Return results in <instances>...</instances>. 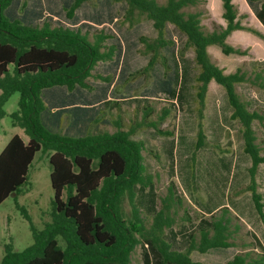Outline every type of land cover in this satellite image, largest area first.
<instances>
[{
  "label": "trees",
  "instance_id": "1",
  "mask_svg": "<svg viewBox=\"0 0 264 264\" xmlns=\"http://www.w3.org/2000/svg\"><path fill=\"white\" fill-rule=\"evenodd\" d=\"M14 0H0V119L6 115L5 104L20 93L19 108L11 114L12 124L19 126L29 137L28 142L16 134L0 153V204L11 194L18 196L29 180V168L37 152L49 153L51 183L54 189L53 219L44 230L32 226L34 242L23 251H15L12 244L5 247L1 264H132L131 256L142 242L146 264H205L192 258L194 251L206 253L212 249L237 247L238 235L243 230L241 219L229 206L199 218L198 230L191 232L184 249H176L167 237V230L176 223L177 207L185 197L173 182L161 197L160 207L154 209L150 225L141 215L138 192L153 184V176L146 173L143 150L145 142L132 135L141 128H154L162 134H172L158 127L152 119L153 109L144 107L143 117L125 129L119 119L114 121V132H86L72 136L51 129L43 120L47 105L42 91L54 86L91 88L88 81L101 61L112 60L118 45L108 44L111 37L104 30L87 33L46 20L33 24L11 15ZM88 0H69L67 16ZM126 3V19L145 16L153 22L156 36H141L148 66L154 67L162 59L167 64L163 49L174 44L168 38V27L174 25L186 37L185 46L192 48L200 71L196 77L198 101V133L195 153L208 143L204 117L210 83L214 80L225 88L232 108L231 119L241 126L244 151L251 157L248 167L250 183L243 190L251 192L257 213L264 222L263 195L258 191L259 167L264 153L258 144L254 122L264 124V110L252 109L237 87L251 83L264 89V69L249 74L242 68L225 72L215 63L209 46H219L225 54H246V50L232 46L228 36L235 30H248L264 39V34L242 24L233 0H222L226 25L217 23L206 31L205 12L193 10L206 0H121ZM260 6L257 17L264 25V0H248ZM26 5V2L24 3ZM215 24V25H216ZM167 61V60H166ZM95 77L110 81L111 77ZM166 110L159 120L163 121ZM132 208L126 217L125 199ZM184 198V199H183ZM187 219L190 220L188 211ZM246 247V245H244ZM246 250L238 252L226 264H264V254L254 256Z\"/></svg>",
  "mask_w": 264,
  "mask_h": 264
},
{
  "label": "rangeland",
  "instance_id": "2",
  "mask_svg": "<svg viewBox=\"0 0 264 264\" xmlns=\"http://www.w3.org/2000/svg\"><path fill=\"white\" fill-rule=\"evenodd\" d=\"M68 2L14 0L7 11L33 24L50 20L55 24L80 29L91 40L94 34L104 30L111 36L108 44L118 45L115 57L99 62L93 71L94 76L88 78L91 88H78L82 93L93 95L106 90L110 92V100L95 110V118L89 122L86 132H114V121L119 118L124 128L129 129L133 122L142 119L147 105L152 107V119L158 121V127L172 132L167 135L154 128L143 127L132 135L133 139L145 142L143 155L146 173L153 176L154 181L138 192L141 215L146 225L152 222L154 209L160 207L161 197L166 195L169 184L174 182L185 197L177 207L176 223L167 230V237L174 248H185L190 233L198 230L199 218L205 215L204 212L229 203L245 223L237 238L239 246L212 249L206 253L194 251L193 259L205 264H226L236 253L246 250L261 257L264 254V222L256 211L251 192H238L250 183L248 167L252 161L244 151L240 123L231 119L232 108L225 88L215 81L209 86L204 117L208 143L197 150L193 157L200 120L196 97V77L200 68L194 50L185 46L184 34L170 24L168 38L174 44L163 49L167 64H163L160 58L161 62L144 70L148 66L149 54L145 52L140 37L156 36L151 20L141 16L135 17L131 23L126 19V3L121 0H88L71 19L67 16ZM234 2L244 25L255 27L264 34V26L247 0ZM192 9L205 12L203 24L206 31L214 29L217 20L225 21L222 17V0H206ZM230 42L246 50V54H225L219 46L209 48L213 61L225 72L242 68L251 75L264 69V39L261 36L240 30L231 36ZM96 74L111 77V80L97 78ZM237 90L244 100L249 101L252 109L264 110L263 88L244 82L238 85ZM19 98L20 93H14L4 106L6 115L0 119V153L14 135L28 137L22 128L12 124L11 114L18 110ZM166 110L169 111L166 118L159 120ZM60 113L66 115L57 132L64 133L71 115L67 111ZM254 126L257 142L264 153V124L255 121ZM85 134L78 132L76 136ZM51 171L49 153L37 152L29 168V180L22 186L21 194H11L0 204V264L7 245L12 244L15 251H23L34 242L32 226L44 230L52 222L54 189ZM257 178L258 191L263 195L264 203V164L260 166ZM123 209L127 218L131 216L132 208L127 198L123 202ZM147 250L144 242L138 244L132 252V264H146L144 253Z\"/></svg>",
  "mask_w": 264,
  "mask_h": 264
},
{
  "label": "crops",
  "instance_id": "3",
  "mask_svg": "<svg viewBox=\"0 0 264 264\" xmlns=\"http://www.w3.org/2000/svg\"><path fill=\"white\" fill-rule=\"evenodd\" d=\"M233 2H234V0H233ZM247 2H248V0H247ZM251 8H252V6H251ZM253 8L252 9L254 10V13L257 17V11L260 9V6L259 5L256 6V4H255L253 6ZM222 9H223V7H222ZM209 13H210V11H209ZM213 15H215V14H213ZM238 15L240 18L241 14H240L239 9H238ZM222 17H223V10H222ZM258 20H259V18H258ZM218 22L219 21L217 20V23ZM219 24H222L224 26L226 25L225 21H224V23L219 22ZM242 24H244V23L242 22ZM262 25H263V23H262ZM238 31H240V30H235L228 36L227 41L231 45H232V43L230 42L231 36L233 34L237 33ZM212 46H215V45H212ZM232 46L237 47L235 45H232ZM210 47L211 46H209V48ZM237 48H240V47H237ZM212 82H214V80ZM211 83H210V85H211ZM54 87L55 88H53V89H51L52 87H50V88H46L42 91V98H43L45 104L47 105V110L43 113V120L46 122V124L51 129H53L54 131H57L58 129L61 128L62 122H63L65 115H66V113H63L61 115L60 112L61 111L70 112L71 116L69 117V122L66 124V126L64 128L65 129L64 133L72 135V136H76V133H78V132L86 133L89 122L93 118H95L94 117L95 112H96L95 110L102 104L106 105L107 102L110 100V95H109L110 92L107 90L104 91L103 93L99 92V93H95L93 95L89 92L88 93H82L83 91L79 88H75L74 90H69L66 86H54ZM19 135L23 138V140L25 142H28L29 137H25L22 134H19ZM262 164H264V163H262ZM249 166H251V164ZM259 170H260V167H259ZM228 204H221L210 212H204V214H205V216H208V215L216 212L222 206H224V205L229 206L230 205V204L229 205ZM230 209L234 212V214H236L241 219V222L244 225L245 223L243 221V218L237 212L236 208L234 209V208L230 207Z\"/></svg>",
  "mask_w": 264,
  "mask_h": 264
},
{
  "label": "water",
  "instance_id": "4",
  "mask_svg": "<svg viewBox=\"0 0 264 264\" xmlns=\"http://www.w3.org/2000/svg\"><path fill=\"white\" fill-rule=\"evenodd\" d=\"M13 195H15V193H13Z\"/></svg>",
  "mask_w": 264,
  "mask_h": 264
}]
</instances>
